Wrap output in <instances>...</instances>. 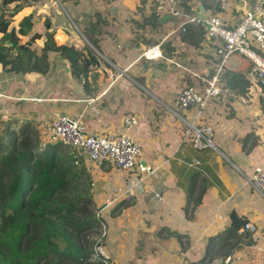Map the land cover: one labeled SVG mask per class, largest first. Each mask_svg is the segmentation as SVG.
Instances as JSON below:
<instances>
[{"label": "crops", "instance_id": "obj_1", "mask_svg": "<svg viewBox=\"0 0 264 264\" xmlns=\"http://www.w3.org/2000/svg\"><path fill=\"white\" fill-rule=\"evenodd\" d=\"M255 1L216 0V13L235 22ZM154 2L70 0L66 9L60 2L43 0L23 7L16 18L30 11L35 16L51 15L50 30L58 43L81 46L86 41L97 50L82 31L87 29L100 47L101 59L82 81L57 53L51 55L44 73L0 66V114L38 121L46 139L57 113L79 117L87 132L105 135L125 131L126 113L136 116L128 132L140 145L139 163L149 165L152 173L133 192H123L136 179L137 165L123 169L109 161L90 164L93 199L97 208L103 206L107 223L104 245L111 263L209 264L219 244L210 249L207 240L228 228L230 212L235 211L258 229L255 244L234 252L239 256L234 264H260L264 261V192L254 189L248 176L256 167L264 169L263 85L252 77L250 68L242 69L249 60L233 53L220 74V100H211L197 118L193 106L177 107L171 95L188 85L202 89L220 56L214 40L198 38L195 24L188 34L170 33L181 18L155 11ZM204 3L211 1L188 2L192 11L199 4L212 11ZM155 12L157 21L152 17ZM38 30H44L42 22ZM154 45L160 53L145 57L142 52ZM238 70L249 81L242 92L225 84ZM181 116L198 126L210 125L213 146L196 147L192 130ZM247 132L255 137L246 148L256 139L249 151L241 142Z\"/></svg>", "mask_w": 264, "mask_h": 264}, {"label": "trees", "instance_id": "obj_2", "mask_svg": "<svg viewBox=\"0 0 264 264\" xmlns=\"http://www.w3.org/2000/svg\"><path fill=\"white\" fill-rule=\"evenodd\" d=\"M42 1L0 0V66L22 73H44L50 66L51 55L57 53L69 61L74 77L85 80L90 67L98 66L101 59L100 47L87 29H82L83 33L99 52L86 41L81 46L58 43L50 30L52 21L48 13L42 17L30 11L21 18L15 17L26 5ZM53 1L69 8L70 0ZM189 1L181 0L178 6L184 12H192ZM210 1L211 4L204 3L205 9L211 7V12L216 13L219 4ZM152 6L155 9V2ZM152 17L160 19L158 13ZM39 22L43 31L38 30ZM195 25L198 38L206 40L204 26ZM190 26L186 25V34ZM40 39L43 42L38 44ZM250 67L249 61L242 69ZM227 79L225 84L240 92L249 84L239 70ZM221 95L222 92L208 103L220 100ZM260 102L264 110V97ZM254 137L253 132L244 134L241 142L245 150L253 148L256 139L248 148L246 142ZM47 139L38 121L0 114V264H101L93 255L99 219L95 214L91 165L85 154L71 144L50 136ZM102 219L105 221L103 214ZM247 221V216L231 211L228 228L210 236L207 247L219 244L216 255L226 256L255 244L257 231L246 229Z\"/></svg>", "mask_w": 264, "mask_h": 264}, {"label": "built area", "instance_id": "obj_3", "mask_svg": "<svg viewBox=\"0 0 264 264\" xmlns=\"http://www.w3.org/2000/svg\"><path fill=\"white\" fill-rule=\"evenodd\" d=\"M178 3L179 0H155L157 11H167L170 15L181 18L180 22L171 28L170 33L184 32L186 25L201 23L205 28V37L216 42V52L220 56V61L215 73L205 81L202 89L188 85L171 95V102L182 110L193 106L195 109L194 118H197L207 106L208 101L221 92L220 74L227 58L233 53L242 54L250 61L249 73L256 81L264 85V0H256L254 6L245 9L235 22L211 11H205L203 18L200 19L196 10L189 13L184 12ZM142 53L145 57H155L160 52L158 46L154 45ZM181 118L192 130V141L196 147L213 146L210 125L198 126L193 124V121H188L182 116ZM136 121V116L132 112H128L123 118L125 131L105 135L87 132L79 117L57 113L48 127V136L71 144L83 152L88 161L97 166L106 161L123 169H132L137 165L139 173L136 175V179L123 191L133 192L136 184L153 171L149 165L139 163L140 145L128 132ZM248 181L254 189L263 194L264 169L256 167L253 173L248 176ZM155 196L161 197L158 192H155ZM102 210L103 206L95 210L99 219V235L93 246V255L101 261V264H111L110 255L104 245L107 224L102 219ZM245 228L252 231L258 229L252 221H247ZM237 259L239 256L232 253L226 256H216L209 264H234Z\"/></svg>", "mask_w": 264, "mask_h": 264}, {"label": "water", "instance_id": "obj_4", "mask_svg": "<svg viewBox=\"0 0 264 264\" xmlns=\"http://www.w3.org/2000/svg\"><path fill=\"white\" fill-rule=\"evenodd\" d=\"M204 13H205V10H204L203 5L199 4L198 8L196 9V14H197L198 18L202 19ZM204 24L207 25V23H204Z\"/></svg>", "mask_w": 264, "mask_h": 264}, {"label": "rangeland", "instance_id": "obj_5", "mask_svg": "<svg viewBox=\"0 0 264 264\" xmlns=\"http://www.w3.org/2000/svg\"><path fill=\"white\" fill-rule=\"evenodd\" d=\"M181 2V0H179ZM255 82V81H254ZM258 83V82H257ZM256 100V99H255ZM90 164H92L90 161H88ZM95 165V164H94ZM97 209V207L95 206V210Z\"/></svg>", "mask_w": 264, "mask_h": 264}]
</instances>
